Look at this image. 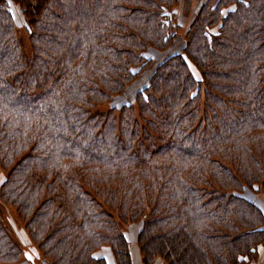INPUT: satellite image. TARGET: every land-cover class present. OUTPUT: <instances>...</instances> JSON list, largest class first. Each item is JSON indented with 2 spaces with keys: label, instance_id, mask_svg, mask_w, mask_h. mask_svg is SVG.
I'll return each instance as SVG.
<instances>
[{
  "label": "trees",
  "instance_id": "obj_1",
  "mask_svg": "<svg viewBox=\"0 0 264 264\" xmlns=\"http://www.w3.org/2000/svg\"><path fill=\"white\" fill-rule=\"evenodd\" d=\"M0 0V201L45 264H243L264 244V0ZM231 9H235L232 11ZM197 73L195 74L194 71ZM104 253V252H103ZM111 259V258H110ZM0 222V264L28 261Z\"/></svg>",
  "mask_w": 264,
  "mask_h": 264
},
{
  "label": "rangeland",
  "instance_id": "obj_2",
  "mask_svg": "<svg viewBox=\"0 0 264 264\" xmlns=\"http://www.w3.org/2000/svg\"><path fill=\"white\" fill-rule=\"evenodd\" d=\"M200 1L203 0H178V2L175 3L174 7L176 10V20L178 21L179 24V30L172 44L168 46L165 50H159L154 47L147 48L144 54L151 61L149 66L145 70H143L134 81L128 84L119 96L113 97L112 100L109 102L102 103L96 106L95 107L96 111H99L101 113H106L109 110V108L117 107L125 102L132 103L135 108V103L133 101L134 94L138 89H141L143 86L147 84L151 72L167 55L182 50L185 43L186 29L188 28L190 20L193 17L196 7ZM7 2L14 18L15 36L22 42L25 51L28 52L30 49V42H29V36H28V31L26 29L27 27L25 25L24 17L21 13L20 8L15 3H13L12 0H7ZM193 71L195 74H197L195 70ZM134 110H136V108ZM1 178H2V172L0 170V181ZM243 195L247 199L253 201L264 213V190L261 187L256 191L244 187ZM13 211H14L13 208H6L4 204L0 201V222L6 227L10 236L25 248L26 255L29 258V260L26 261L27 263L45 264L42 261L41 257L39 256L37 257L36 255H34L35 250L32 246H30V243L28 242L25 233L17 225L19 224V222L16 223ZM137 229H138V224L128 225L127 235L130 240L129 247L136 245L134 242L135 240L134 236ZM99 251L107 253L112 260V257L110 255L111 253L108 247H101ZM263 259H264V244L259 246V250L256 252L255 257L253 259L251 258L248 262L244 261L243 264H255L259 260L261 261ZM21 263L22 262H20L19 264Z\"/></svg>",
  "mask_w": 264,
  "mask_h": 264
},
{
  "label": "crops",
  "instance_id": "obj_3",
  "mask_svg": "<svg viewBox=\"0 0 264 264\" xmlns=\"http://www.w3.org/2000/svg\"><path fill=\"white\" fill-rule=\"evenodd\" d=\"M258 250H259V247H258ZM129 253H130V258H131V264H141V258H140L139 250H138V247L136 245H134L132 247L130 246ZM102 255L108 259L107 261L109 262V264L112 262L107 253L102 252ZM21 264H30V263L23 261ZM255 264H264V259L261 261L259 260Z\"/></svg>",
  "mask_w": 264,
  "mask_h": 264
},
{
  "label": "snow or ice",
  "instance_id": "obj_4",
  "mask_svg": "<svg viewBox=\"0 0 264 264\" xmlns=\"http://www.w3.org/2000/svg\"><path fill=\"white\" fill-rule=\"evenodd\" d=\"M232 11H234L235 9H231Z\"/></svg>",
  "mask_w": 264,
  "mask_h": 264
}]
</instances>
